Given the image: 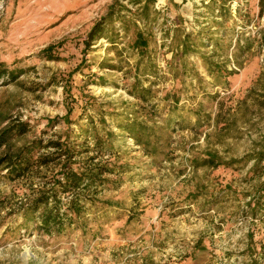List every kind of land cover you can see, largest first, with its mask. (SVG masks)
I'll list each match as a JSON object with an SVG mask.
<instances>
[{
    "label": "rangeland",
    "instance_id": "1",
    "mask_svg": "<svg viewBox=\"0 0 264 264\" xmlns=\"http://www.w3.org/2000/svg\"><path fill=\"white\" fill-rule=\"evenodd\" d=\"M113 1L0 0V70L16 71L0 78V131L26 126L7 147L64 141L81 165L112 169L81 227L61 234L22 214L58 160L18 179L1 171L0 264H264V160L252 156L264 151V0H154L156 20L137 22L153 37L138 65L134 28L114 18L88 36ZM117 1L127 18L138 7ZM137 84L149 100L131 94ZM134 119L156 152L121 128ZM209 150L223 164H203Z\"/></svg>",
    "mask_w": 264,
    "mask_h": 264
},
{
    "label": "trees",
    "instance_id": "2",
    "mask_svg": "<svg viewBox=\"0 0 264 264\" xmlns=\"http://www.w3.org/2000/svg\"><path fill=\"white\" fill-rule=\"evenodd\" d=\"M154 0H131L132 5L138 7L135 9V13H131L128 18L121 14V11L126 8L124 5H120L117 0H114L107 9V13L98 22H96L90 29L88 36L92 39L96 34L102 31V26L107 20L117 19L121 23V28L124 33H127L130 29L133 30V35L128 41L129 48L135 51L139 56L138 63H141L148 52V48L152 41V31L149 28H140L137 22H150L156 20V12L152 8ZM128 10V9H126ZM131 27V28H130ZM113 42V41H112ZM186 39L182 40L181 53H185L189 48ZM53 49V45H49L42 50L44 53H48ZM202 60L207 66V70L210 74L213 71L221 72L222 67L219 63L209 66L207 58L202 55ZM151 71V70H149ZM16 72V71H15ZM13 71L0 70V78L15 79L16 74ZM151 72H154L153 70ZM7 73V74H6ZM228 75L231 72H227ZM150 87H142L141 84L133 86L131 94L137 96L136 98L143 101H147L150 98ZM69 88L66 89V92ZM71 113V108L67 109L66 114L62 117L68 122V116ZM25 125L18 123L12 128L15 131H0V172L6 171L7 177L12 179H18L25 174L30 173L41 166H47L50 162L56 161L59 163L60 171L57 177L52 176L47 179L49 187L42 188L39 191V196L29 203L22 210L23 217L26 223L34 222L35 229L42 230L48 234H61L68 230L73 223L81 225V217L83 214V208L85 210L86 203H94L97 201L96 187L101 186L107 182V178L104 176L107 173L112 172L105 165L93 163V157L90 158V162L87 159L81 165L79 161L74 159L78 154L77 150L68 146L64 141H50L46 144H42L40 139H34L29 143L23 144L15 149H11L8 145V136L13 132L21 134L26 131ZM121 128L131 137L137 145H140L145 151L150 153L156 152L157 148L152 143L157 144L158 140L152 137V132L149 131V127L142 121L136 119L126 121ZM152 144V145H151ZM4 146V149L1 148ZM54 147L55 151L43 153L41 149H47ZM83 151H80L82 153ZM84 152H88V147L84 146ZM207 158L204 159L203 164L209 167H217L223 164L220 161V157L214 151H207ZM253 158L258 161L264 160V151H258ZM87 160V161H86ZM262 191H264V185H262ZM81 190H84V198L81 197ZM59 194L70 195V198L63 205L60 200ZM61 207H64L62 210ZM88 226L87 220L84 217V228ZM18 236L15 233L10 236V240H14Z\"/></svg>",
    "mask_w": 264,
    "mask_h": 264
}]
</instances>
